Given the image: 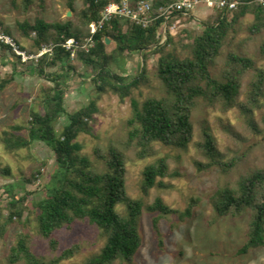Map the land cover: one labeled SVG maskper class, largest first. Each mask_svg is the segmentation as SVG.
<instances>
[{"label":"trees","instance_id":"obj_1","mask_svg":"<svg viewBox=\"0 0 264 264\" xmlns=\"http://www.w3.org/2000/svg\"><path fill=\"white\" fill-rule=\"evenodd\" d=\"M32 1L25 0L26 7H29ZM112 1L119 0H86V5L79 11L74 2L70 1L74 18L51 20L39 16L33 22L25 20L19 23V28L25 36L32 37V34H35L34 46L31 49L13 38L17 49L29 57L24 61L26 68L31 73L48 76L55 82V86L48 87L42 106L44 113L33 110L30 114V127L27 128L25 124L10 126V130L5 131L3 141L9 150H16L41 140L54 152L57 161L54 178L51 184L45 186L44 196L34 204L39 231L56 248L59 242L55 234L63 227L73 225L77 220L88 221L99 227L106 237V242L101 251L88 258L84 264H112L116 260L132 262L143 244L139 223L145 204L143 200L134 199L128 194L127 166L121 152L114 148H110L105 154L97 151L106 164V170L102 172L96 171L91 159L81 154L83 145L78 141V137L82 133H93L90 122L99 111L96 100L69 114L70 122L61 134L57 133L55 124L66 113L63 89L65 82L62 80L64 76L77 71L80 66H86L93 75L100 93L112 90L124 100L131 95L133 88H138L144 81L147 68L144 65L138 76L128 78L114 72L112 63L119 55L125 53L139 51L144 60L149 55H159L158 76L169 96L148 97L142 103L132 99L133 116L129 119L128 141L139 146L138 155L141 158L154 153V144L157 142L181 148L188 147L194 138L192 115L200 99H205L212 105L220 104L225 110L239 107L248 116V124L258 130L253 113L261 106V97L264 96V67L259 66L257 60L246 53L233 50L228 53L223 79L216 78L211 69L222 55L230 30L241 18L253 14L251 31L256 34L264 29V4L259 0H240L242 3L233 11L213 10V13L216 12L213 14V22L205 24L204 30L195 37L191 45V54L183 58L174 52H166L173 37L168 32L167 39L162 44L163 19L143 27L114 18L94 34L93 46L88 49L78 48L74 52L68 50L64 45L72 38L82 43L91 36V24L102 17L103 10ZM172 1L155 0L154 12ZM230 12H233V15L230 16ZM181 17L182 14L173 15L170 24ZM3 35L6 37L12 33L6 29ZM107 38L115 45L111 52L107 50ZM0 44L5 53L9 52L22 61L23 54L17 52L15 45L7 42L5 38H0ZM45 48L51 50L38 58L34 57ZM261 51L264 53V43ZM75 59L78 64L73 63ZM13 63L14 71L0 83V90L13 82L19 72L17 62L14 60ZM56 66L61 67L62 74L57 71L47 72L48 67ZM249 73L253 74V79L247 99L242 102L239 100L242 79ZM24 130L28 131V137L17 134ZM199 147L210 158L208 164L198 163L200 168L220 165L228 171L236 164V160L222 161V154L208 127L203 129V141L199 143ZM2 172L11 175L9 168ZM40 175L41 172L38 171L27 181L38 180ZM170 175L172 173L169 172L166 157L157 158L144 170V189L149 190L157 184H163L158 178ZM5 191L10 199V212L5 214L0 208L1 238L6 236L15 219H22L24 209L19 203L28 197H20L16 184H7ZM195 202L193 199V203ZM213 202L220 216L236 215L249 209L252 211L248 239L238 250L240 254L264 246V169L241 176L236 185L218 188L213 195ZM193 203L185 211H180L166 204L162 197H157L147 206L149 211L157 213L153 217L156 231L159 233V222L168 214H178L181 219L192 216ZM121 204L126 205L127 214L118 210ZM77 251L78 247H70L57 258L47 262L32 250L28 235L21 233L16 243L10 247L9 261L60 264L63 260L72 258Z\"/></svg>","mask_w":264,"mask_h":264},{"label":"rangeland","instance_id":"obj_2","mask_svg":"<svg viewBox=\"0 0 264 264\" xmlns=\"http://www.w3.org/2000/svg\"><path fill=\"white\" fill-rule=\"evenodd\" d=\"M70 1L74 2L78 11L86 5V0H33L26 7L25 0H0V38H5L16 49L18 46L13 38L18 39L23 46L31 49L35 34L32 37L25 36L19 23L25 20L33 22L39 16L51 20L74 18V12L68 16V12L72 11ZM215 13L198 8L176 20L175 26L168 30L173 40L167 45L166 52H174L182 58L190 55L195 37L202 33L206 23L213 22ZM231 15L233 12H230ZM253 22L254 15L247 14L230 30L222 55L211 68L216 78L223 79L227 55L232 50L246 53L255 58L259 66L264 67V53L261 51L264 29L253 33L250 28ZM6 29L12 35L4 37ZM166 39L162 40V44ZM114 46L110 42L107 50L111 52ZM17 52L23 54L22 61L9 52L5 53L0 44V83L14 71V60L19 70L15 80L0 90V208L5 214L10 212V199L5 191L7 184H16L20 197H28L19 203L24 209L22 219H15L6 236L0 237V264H25L9 261L10 247L21 233L28 235L32 250L47 262L57 258L64 250L76 246L77 253L60 264H84L88 258L98 254L106 242L99 227L88 221L77 220L55 234L59 242L56 248L39 231L34 204L44 196L45 186L51 184L54 178L57 168L54 152L41 140L16 150H9L3 141L5 131L10 130V126L25 124L27 128L30 127V114L33 110L44 113L42 106L48 87L55 86V82L48 76L31 73L24 63L28 55L20 50ZM158 56L149 55L144 60L142 53L137 51L119 55L112 63L114 72L128 78L138 76L144 65L147 68L144 81L138 88H133L131 95L124 100L112 90L100 93L86 66H80L77 71L62 78L65 82L66 113L55 124L57 133L61 134L70 122L69 114L96 100L99 111L90 122L93 133H82L78 137L83 145L81 154L87 155L95 170L102 172L106 170V164L97 151L105 154L114 148L121 152L127 166L128 194L134 199L143 200L145 204L139 223L143 239L139 252L132 262L116 260L112 264H264V246L243 254L238 252L248 239L252 211L249 209L236 215L220 216L213 202V195L218 188L236 185L241 176L264 169V96L261 97V106L253 113L258 130L248 124V116L239 107L225 110L220 104L212 105L200 99L192 115L194 138L188 147L157 142L154 144V153L141 158L138 155L139 146L128 141L129 119L133 116L132 99L142 103L148 97L169 96L158 76ZM73 63L78 64L77 59ZM52 71L63 73L60 66L47 68L48 73ZM252 79V73L242 79L239 96L242 102L247 99ZM204 127L211 129L222 154V161L236 160L230 170L225 171L220 165L199 167L198 163L210 162V158L199 147L203 141ZM17 134L28 137L27 130ZM159 157H166L172 175L158 178L163 184L145 190L144 170ZM7 168L11 170V175L2 172ZM38 171L41 172L38 180L28 182V178ZM157 197H162L166 204L180 211H185L193 199L196 200L192 216L181 219L178 214H168L161 218L158 233L153 225V217L157 213L147 209ZM118 210L127 214L124 204L119 205Z\"/></svg>","mask_w":264,"mask_h":264},{"label":"built area","instance_id":"obj_3","mask_svg":"<svg viewBox=\"0 0 264 264\" xmlns=\"http://www.w3.org/2000/svg\"><path fill=\"white\" fill-rule=\"evenodd\" d=\"M259 1L264 4V0ZM241 3L242 1L240 0H173L172 2L160 6L159 9L154 12V5L150 0L112 1L103 10L102 17L91 24V36L86 41L79 43L72 38L65 43L64 46L73 52L78 48L88 49L95 44L93 41L94 34L114 18H120L124 21L141 25L143 27H148L156 20L163 19L162 34L163 39H166L168 30L175 26V21L170 24V20L175 14L186 16L199 6H205L212 11L215 9H227L233 11L237 9ZM50 50V48H45L41 52V55Z\"/></svg>","mask_w":264,"mask_h":264},{"label":"crops","instance_id":"obj_4","mask_svg":"<svg viewBox=\"0 0 264 264\" xmlns=\"http://www.w3.org/2000/svg\"><path fill=\"white\" fill-rule=\"evenodd\" d=\"M198 8H200V9H202V10H205V11H211L210 9H208L207 7H205V6H199V7H197L196 9H198ZM193 11H195V10H193ZM180 19V18H179Z\"/></svg>","mask_w":264,"mask_h":264},{"label":"water","instance_id":"obj_5","mask_svg":"<svg viewBox=\"0 0 264 264\" xmlns=\"http://www.w3.org/2000/svg\"><path fill=\"white\" fill-rule=\"evenodd\" d=\"M71 15H72V11H69L68 12V16H71ZM106 42H107V44H109L111 42V40L109 38H107Z\"/></svg>","mask_w":264,"mask_h":264}]
</instances>
